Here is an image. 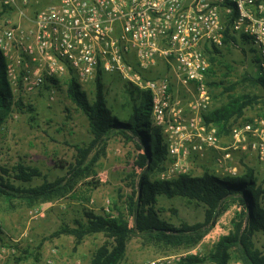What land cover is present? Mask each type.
<instances>
[{
  "label": "built area",
  "instance_id": "1",
  "mask_svg": "<svg viewBox=\"0 0 264 264\" xmlns=\"http://www.w3.org/2000/svg\"><path fill=\"white\" fill-rule=\"evenodd\" d=\"M241 42L257 47L264 73V0H0V52L15 99L25 103L48 87L54 102L65 81L83 87L100 72L120 76L151 96L171 160L160 175L166 181L196 176L194 159L211 150L233 176L226 165L237 155L264 167V116L232 121L227 143L205 119L213 103L208 52ZM159 68L168 72L147 77ZM225 234L217 224L195 246L139 264H213L190 260L208 257ZM18 255L0 249L1 263Z\"/></svg>",
  "mask_w": 264,
  "mask_h": 264
},
{
  "label": "rangeland",
  "instance_id": "2",
  "mask_svg": "<svg viewBox=\"0 0 264 264\" xmlns=\"http://www.w3.org/2000/svg\"><path fill=\"white\" fill-rule=\"evenodd\" d=\"M220 60L222 63L215 65L217 75L214 79L218 85L222 84L210 88L213 99L211 109L228 103L230 96L247 95L256 97L258 104L248 108L243 119L259 116L261 112L264 114V88L254 86L245 79L248 75L256 76L261 73L257 68L260 60L257 47L241 42L240 48L230 47L223 50ZM100 73L103 74L109 103L117 105L123 103L126 85H132L118 75ZM160 73L165 74L166 69H157L146 75L151 78L157 77ZM5 79L7 81V77ZM68 85L69 81L59 84L54 102L49 101L48 87L26 101L35 107L36 121L30 120L31 114L27 111L26 113L17 111L0 131L1 165L12 169L24 163L39 168L42 177L33 181L31 186L34 187L42 185L44 180L53 183L61 179L63 182L55 189L67 183L74 185V191H70L67 196L53 201L41 199L34 206H30L25 197L31 198L32 194H20L9 200L0 199V236L4 239L2 246L15 247L19 255L12 258L20 264L48 259L54 260L57 264H91L94 253L106 241L103 234L88 236L76 250L74 237L53 238L51 235L63 223L71 224L74 219L84 216V209L94 210L96 213L104 211L111 213L115 204L123 209L132 194L131 176L134 174L135 160L142 152L137 148L136 138L132 141L127 140L122 133H111L89 155L88 161L96 154L99 155V160L93 168L97 175L90 173L86 176L82 174L75 176L72 169L78 168L76 163L79 155L76 147L89 146L93 137L86 116L68 97ZM225 88L233 89L226 91ZM81 89L92 100L96 92V82ZM212 157L206 156L208 159L202 164L199 162L196 164L195 160L192 174H201L200 169L205 170L203 166L207 165L210 170L221 176L233 175L225 169L215 168L214 164L208 166V163L213 161ZM226 166L237 169L236 174L239 176L246 171V167L253 168L261 180H264V167L260 166L255 158L237 155ZM136 173L140 174L142 171L138 170ZM75 193L77 199H72ZM85 198H89L90 201H85ZM159 208L164 210L163 218L177 228H181L184 223L188 225L202 223L205 218L203 207L180 198L170 200L162 197L159 200ZM239 212L241 207L237 204L232 205L226 212L216 217L213 226L209 224L201 229L205 232L204 236L217 224L226 232L222 236H228L233 230V221ZM131 226L135 227L134 218L131 219ZM41 242L44 245L40 250L38 248ZM254 243L255 248L264 254L263 233L254 236ZM177 251L150 245L139 236H135L128 245L124 264H139L143 260L166 256Z\"/></svg>",
  "mask_w": 264,
  "mask_h": 264
},
{
  "label": "trees",
  "instance_id": "3",
  "mask_svg": "<svg viewBox=\"0 0 264 264\" xmlns=\"http://www.w3.org/2000/svg\"><path fill=\"white\" fill-rule=\"evenodd\" d=\"M208 53L211 67L207 71V83L211 88L222 84L218 85L214 79L217 75L215 65L222 63V51L215 48ZM162 75L164 74L160 73L157 77ZM5 77L6 63L0 52V131L17 111H27L31 114L30 120L36 121L35 107L25 104L23 100L17 101ZM245 79L254 86L264 88L263 72L256 76L248 75ZM68 86V97L86 116L93 137L89 146L76 147L79 155L76 163L78 168L72 169L75 176L90 173L97 175L93 168L99 155L96 154L89 161L88 157L111 133H122L130 141L136 138L137 148L142 154L135 160L134 174L131 176L132 194L123 209L118 204L114 205L111 213H96L94 210L84 209V216L74 219L71 224L63 223L51 237H74L76 250L88 236L103 234L106 241L94 253L91 264H122L133 237L139 236L148 244L167 250L191 248L203 238V227L237 204L241 207V212L233 221L232 232L221 238L208 257L193 258L190 262L228 264L231 260H238L243 264H264V254L255 248L254 243L257 233L264 234V180H261L253 168L246 167V171L240 176L228 177L221 176L205 165V171L200 176L185 175L171 181L162 180L160 175L171 160L162 131L154 125L149 93L126 85L123 103L110 104L102 73L96 79V92L92 100L75 79L70 80ZM231 89L233 88H225L226 91ZM255 104H258V99L253 96H230L228 103L210 110L205 119L208 124L218 128L220 136H227L232 121L244 118L246 110ZM263 115L261 112L259 116ZM138 170L142 173L137 174ZM41 177V170L37 167L20 163L11 169L0 164V199L9 200L20 194H32L31 198L25 197L30 206H34L38 200L53 201L74 191L71 183L55 189L63 182L62 179L53 183L44 180L40 186H31L35 179ZM137 177L140 179L139 183H136ZM162 197L170 200L180 198L203 207L204 221L195 225L184 223L181 228L175 227L163 218L164 210L159 208ZM72 199H77L76 193ZM85 201L89 202L90 199L85 198ZM132 218L135 227L131 226ZM43 245L41 242L38 249L41 250Z\"/></svg>",
  "mask_w": 264,
  "mask_h": 264
},
{
  "label": "crops",
  "instance_id": "4",
  "mask_svg": "<svg viewBox=\"0 0 264 264\" xmlns=\"http://www.w3.org/2000/svg\"><path fill=\"white\" fill-rule=\"evenodd\" d=\"M159 69H163V68H159ZM224 137V143H227L228 142V135L227 136H223ZM217 154H218V152L217 151H215V150H211V151H209L207 154H206V156L209 158V156H213L212 157V159H213V161H210L209 163L210 164H214L215 165V168L217 167L218 168V166H217V164H216V161H215V159H216V157H217ZM206 156H205V158H195L194 159V162H196L195 160H197V163L196 164H198V162H199V164L201 163H204V162H206L205 160L206 159H208V158H206ZM208 163V162H207ZM260 166H262L260 163H258ZM203 165H201V167H202ZM230 168V167H229ZM235 169V168H234ZM204 171L205 170H203L202 168L200 169V172H201V174L199 173V174H195L196 176H200V175H202L203 173H204ZM233 176V175H232ZM234 176H239V175H237V174H235ZM4 241V239L0 236V249L2 248V247H5L4 245L2 246V244L4 243L3 242ZM6 248H13V247H6ZM0 264H20V263H17L16 261H15V259H9V260H7V261H5L4 263H1V261H0Z\"/></svg>",
  "mask_w": 264,
  "mask_h": 264
},
{
  "label": "water",
  "instance_id": "5",
  "mask_svg": "<svg viewBox=\"0 0 264 264\" xmlns=\"http://www.w3.org/2000/svg\"><path fill=\"white\" fill-rule=\"evenodd\" d=\"M140 195V194H139ZM244 251L246 252V250L244 249ZM247 254V253H246Z\"/></svg>",
  "mask_w": 264,
  "mask_h": 264
}]
</instances>
